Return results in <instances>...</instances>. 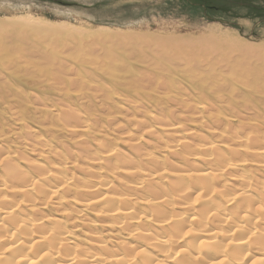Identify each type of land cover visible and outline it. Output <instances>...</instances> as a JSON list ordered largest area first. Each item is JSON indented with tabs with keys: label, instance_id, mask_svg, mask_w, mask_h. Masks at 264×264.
<instances>
[{
	"label": "bare ground",
	"instance_id": "obj_1",
	"mask_svg": "<svg viewBox=\"0 0 264 264\" xmlns=\"http://www.w3.org/2000/svg\"><path fill=\"white\" fill-rule=\"evenodd\" d=\"M75 31L0 33V264H264L262 50Z\"/></svg>",
	"mask_w": 264,
	"mask_h": 264
},
{
	"label": "rangeland",
	"instance_id": "obj_2",
	"mask_svg": "<svg viewBox=\"0 0 264 264\" xmlns=\"http://www.w3.org/2000/svg\"><path fill=\"white\" fill-rule=\"evenodd\" d=\"M32 19L55 26V33H38L28 27L26 24ZM62 25H66L65 28ZM213 27L238 36L249 45L258 46L264 55L261 0H0V33L11 34L15 28L21 30L17 38L6 40L9 48L30 49L25 42L33 39H40L43 47H57L64 40L59 37L71 35L73 30H81L85 41L94 38L92 33L111 36L122 43L114 37L115 33L127 38L134 34L198 36ZM24 37H29V41ZM232 65L239 66L238 63ZM10 87L14 89L13 84ZM107 87L115 88L110 83ZM14 128L10 125V129Z\"/></svg>",
	"mask_w": 264,
	"mask_h": 264
},
{
	"label": "flooded vegetation",
	"instance_id": "obj_3",
	"mask_svg": "<svg viewBox=\"0 0 264 264\" xmlns=\"http://www.w3.org/2000/svg\"><path fill=\"white\" fill-rule=\"evenodd\" d=\"M262 1V0H261ZM249 5H251V6H253L252 4H249ZM254 8H255V6H253ZM264 8V7H263Z\"/></svg>",
	"mask_w": 264,
	"mask_h": 264
},
{
	"label": "water",
	"instance_id": "obj_4",
	"mask_svg": "<svg viewBox=\"0 0 264 264\" xmlns=\"http://www.w3.org/2000/svg\"><path fill=\"white\" fill-rule=\"evenodd\" d=\"M262 2H263V7H264V0H262Z\"/></svg>",
	"mask_w": 264,
	"mask_h": 264
}]
</instances>
